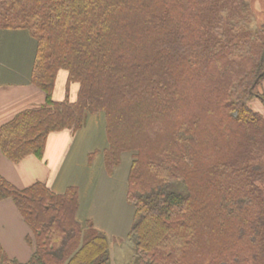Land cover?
Instances as JSON below:
<instances>
[{
	"label": "trees",
	"instance_id": "trees-1",
	"mask_svg": "<svg viewBox=\"0 0 264 264\" xmlns=\"http://www.w3.org/2000/svg\"><path fill=\"white\" fill-rule=\"evenodd\" d=\"M0 29L36 40L31 81L46 93L0 126L5 157L43 159L50 134L103 112L107 172L132 157L128 264H264V114L251 103L264 106V20L250 0H0ZM5 199L34 250L21 262L0 242V264H111L108 234L78 218L77 186L0 175Z\"/></svg>",
	"mask_w": 264,
	"mask_h": 264
},
{
	"label": "crops",
	"instance_id": "crops-1",
	"mask_svg": "<svg viewBox=\"0 0 264 264\" xmlns=\"http://www.w3.org/2000/svg\"><path fill=\"white\" fill-rule=\"evenodd\" d=\"M35 54L36 40L28 32L0 29V126L21 111L46 101V93L31 81ZM66 77L64 71L59 74L54 93L57 101L65 98ZM76 94L77 86L73 85L71 99ZM107 146L105 116L89 115L86 125L78 132L64 130L50 134L43 159L29 155L14 163L0 150V175L18 188L40 181L61 193L69 186H77L78 218L93 220L108 236L111 229L114 235H123L130 229L135 209L126 203L128 171L117 167L110 175L106 170ZM94 151L97 154L90 161L89 155ZM126 218L129 222L124 225ZM29 234L30 228L13 200L0 201V242L10 257L21 262L31 258L34 249L28 243Z\"/></svg>",
	"mask_w": 264,
	"mask_h": 264
},
{
	"label": "rangeland",
	"instance_id": "rangeland-1",
	"mask_svg": "<svg viewBox=\"0 0 264 264\" xmlns=\"http://www.w3.org/2000/svg\"><path fill=\"white\" fill-rule=\"evenodd\" d=\"M250 2H251L252 7L254 8V11H255V14L258 20L259 21L264 20V0H250ZM261 90L264 91V84ZM251 103H253L256 109L263 112L264 114V106L258 98L256 97L253 98L251 100ZM102 113H99V114H102ZM94 131H96V129H94ZM131 160H132L131 153H124L122 155V162L118 166L119 168L121 167L120 170H122L125 167V169L129 171ZM126 203H128L129 205H132L127 201ZM108 206H111V205H108ZM114 207L116 208V204H114ZM132 207L134 208L133 205ZM134 217H135V213H134ZM126 219L127 221L124 223V225H127L129 222L128 218ZM83 222H86V221L84 220ZM97 222H100V221H97ZM133 224H134V218L131 220V223L129 225L130 227L129 231L132 229ZM121 225L123 226V224ZM111 230H108L109 236H110L109 238H110V248H111V264H126V263L128 264L130 262L132 263L134 260L135 254H136V246L134 245L133 240H130L129 238L127 239L129 231L127 233L125 232L123 235H114Z\"/></svg>",
	"mask_w": 264,
	"mask_h": 264
}]
</instances>
